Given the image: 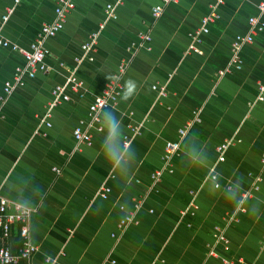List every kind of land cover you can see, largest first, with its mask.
Returning <instances> with one entry per match:
<instances>
[{
  "label": "crops",
  "instance_id": "0c3cea01",
  "mask_svg": "<svg viewBox=\"0 0 264 264\" xmlns=\"http://www.w3.org/2000/svg\"><path fill=\"white\" fill-rule=\"evenodd\" d=\"M58 1L22 0L0 24L1 36L29 47L54 20ZM74 1L64 27L44 42L49 71L26 75L5 101V82L25 58L0 44V197L34 210L30 236L38 250L29 264H224L222 257L264 264V99L256 101L264 83V29L242 48V68L219 75L235 37L250 31L260 0H223L199 51L190 52L189 34L213 0H179L157 18L152 8L161 0H123L115 19L106 17L115 0ZM13 3L0 0V19ZM96 33L93 59L77 64ZM140 33L151 35L145 42L151 49L140 46ZM124 61L118 102L100 112L103 128L90 129L93 143L77 149L74 129L89 120L90 104ZM71 72L83 81L82 94L68 88L71 99L54 108L47 126L42 115L52 91ZM154 84L167 95L158 97ZM198 110L201 121L189 127L169 171L166 142L178 140ZM143 120L142 133L125 146L129 126ZM226 139L234 142L220 162L217 146ZM104 182L111 187L107 198L98 195ZM247 191L252 196L244 197ZM192 201L196 207L182 216ZM130 212L135 220L120 229ZM13 227L7 242L15 253L20 228ZM216 227L225 241L216 242ZM212 246L219 256L209 255Z\"/></svg>",
  "mask_w": 264,
  "mask_h": 264
},
{
  "label": "built area",
  "instance_id": "2783aa9c",
  "mask_svg": "<svg viewBox=\"0 0 264 264\" xmlns=\"http://www.w3.org/2000/svg\"><path fill=\"white\" fill-rule=\"evenodd\" d=\"M22 0H14V3L11 6L6 8V12L3 14L0 19V24H4L9 16L15 9V6L19 4ZM179 0H161L159 4H156L152 8L153 15L157 18L161 16L165 7L173 2H178ZM123 0H115V2L108 3L106 6V17L107 19H115L118 17L117 15V6L120 5ZM223 0H213L210 4V11L203 16L201 20V25L190 32L191 42L189 44L188 51H199L198 44L203 41V34H206L210 30V24L215 22L220 14L218 12V7L222 4ZM75 7L74 0H59L58 4L55 7V18L52 22L46 23L42 27V31L38 38H36L29 47H20L15 42L1 36L0 34V44L3 46H8L13 50L19 51L23 57L25 58V64L21 66H17L15 70V74L12 80H7L4 85V94L1 96L2 100H6L19 86L24 83L25 77L30 76L33 77L36 75L38 71L48 72L49 67L46 63L47 56V48L44 45V42L47 37L56 35L65 25L67 21L68 14ZM259 14L250 17L249 21L251 24V29L247 34H238L231 46V58L228 62L226 68L219 71V75L222 76L226 72L230 71L232 68H242L243 59L241 58L240 52L245 44L251 43L254 41L255 35L261 32L264 29V0H260L258 3ZM140 46L145 47L147 49H151V46L145 45V42H150L151 35L148 33H140ZM97 39V33L91 36V39L86 41L82 45L83 55L76 58L77 64H80L85 58L93 59L90 51H92L93 46ZM128 69V62L124 61L117 74L109 81L106 86L102 89L101 93L95 97L93 103L90 104V112H89V120L83 121L81 124L76 126L73 131L74 138L76 141V148H81L83 145H91L93 143V135L91 132V128H96L101 130L103 128L102 119L100 112L110 106L118 102V98L123 89V75L126 73ZM84 83L80 80L74 72H71L64 84L57 85L52 91V99L46 105L45 112L42 115V122H44L47 126H51V117L53 114V110L63 101H68L71 99V96L68 94V88L79 92L82 94ZM153 89L158 92V97L167 95V91L165 86H158L157 84L153 85ZM259 93L256 101L264 99V83H260L258 86ZM144 121L139 122L138 124H133L129 126L130 134L126 135L124 138L125 146H129L132 142V139L136 135H140L142 133V128L144 126ZM200 110H198L195 114L193 120L188 122L186 126H183L179 130V139L178 140H170L166 142L165 152L163 155L164 159V167L169 171H172L171 160L175 154L180 150L181 140L185 137L188 132L189 127H191L195 122H200ZM234 142V139H226L222 143L217 146V151L219 153L218 160L224 161L226 159L225 152L228 147ZM261 163L264 165V152L261 156ZM163 167V168H164ZM163 168L157 169L153 174L152 178L154 181H159ZM217 174L215 172V168L210 170V178L212 180L217 179ZM261 178L258 177L254 184V189H258V181ZM216 186L219 187L220 184L216 182ZM111 191L110 185L106 182L102 183L98 190V195L102 198H107ZM244 197L252 196L250 191H247L243 194ZM143 200L141 198L135 199L134 207L135 209H139L142 205ZM192 204L188 206V209L182 210V216H185L190 210H192V206L196 207L194 201ZM124 206L121 208L123 209ZM33 208L15 204L12 205L7 199L0 197V230L2 234L1 238V246H0V264H18L22 260H26L27 263H30V260L34 256L35 252L38 250V246L33 243L30 236V218L33 212ZM153 212V209L150 210ZM135 220V214L130 212L126 214L123 218L120 219L118 226L120 229H125L128 225H130ZM20 224V234L22 235L24 242L23 246L17 253L12 252L10 246L8 245V239L11 236L12 228L14 225ZM115 236V234H113ZM216 242H221L226 240V236L220 230V227H216L215 232ZM210 256H219L214 246L209 251ZM224 264H233L232 260L228 258H221ZM50 263L56 262L55 258H48ZM110 262L114 263L115 260H111Z\"/></svg>",
  "mask_w": 264,
  "mask_h": 264
},
{
  "label": "trees",
  "instance_id": "16d2710c",
  "mask_svg": "<svg viewBox=\"0 0 264 264\" xmlns=\"http://www.w3.org/2000/svg\"><path fill=\"white\" fill-rule=\"evenodd\" d=\"M14 226H19V228H20V224H18V225H14ZM18 228V227H17ZM16 228V229H17ZM15 231V227H13L12 228V232H11V235H14V232ZM2 234V232H1V230H0V235ZM16 235H17V246H18V248H19V250H20V248L23 246V242H24V239H23V237H22V235L20 234V231H19V229L16 231ZM0 246H1V238H0ZM18 250V251H19ZM17 251V252H18ZM17 252H15V253H17ZM25 262H27L26 260H22L20 263H18V264H25Z\"/></svg>",
  "mask_w": 264,
  "mask_h": 264
},
{
  "label": "clouds",
  "instance_id": "9594fccd",
  "mask_svg": "<svg viewBox=\"0 0 264 264\" xmlns=\"http://www.w3.org/2000/svg\"><path fill=\"white\" fill-rule=\"evenodd\" d=\"M131 92H132V88H129L128 91L125 93V98H127V96H128L129 94H131Z\"/></svg>",
  "mask_w": 264,
  "mask_h": 264
}]
</instances>
